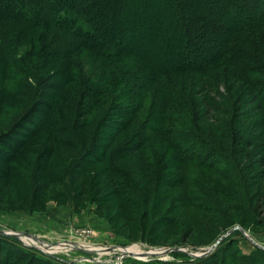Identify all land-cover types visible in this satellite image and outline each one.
<instances>
[{"label": "rangeland", "instance_id": "obj_1", "mask_svg": "<svg viewBox=\"0 0 264 264\" xmlns=\"http://www.w3.org/2000/svg\"><path fill=\"white\" fill-rule=\"evenodd\" d=\"M136 1L101 0L99 17L106 22L110 17L108 12L121 8L120 14L124 17L140 22L145 15L154 17L156 13L154 20L161 31L153 36L149 31L139 40L145 46L152 45L154 54L144 53L152 64L159 62L162 67L183 68L177 69L179 75L174 78L168 74L164 79L168 80L171 92L175 94L177 90L176 95L180 94L181 99L175 100L163 85L148 81L149 92L144 96L149 87L145 88L130 102L143 105L142 111L131 117L128 122L132 124L120 134L113 147L129 140L146 118H150L146 124L150 125L155 117L166 115L163 126L151 130L153 134L145 148L126 156L116 169L120 174L117 181L109 180L108 172L104 177L103 172L104 179L98 175L95 184L99 181L100 184H94L91 189L84 180L76 183L77 180L71 179L74 170L69 164L64 175L54 171L47 174L46 180L42 174L33 173L35 164L24 166L27 152L33 163L40 160V168L44 167V151L52 143L45 141L41 145L46 136L43 133L28 141V147L17 151L18 145L24 143L18 123L24 124V117L29 113L36 119V110H43L38 90L44 83L52 85L59 79L54 71L58 72L63 62L54 58L52 49L76 39L73 31L47 30L26 23L16 28L0 24V41L7 42L16 33L14 52L18 50L16 61L6 65L0 59V264H264V113L250 94L253 90L260 92L264 100V59L244 63L249 66L248 71L250 68L248 83L231 89V104L218 98L221 106L208 108L205 97L213 96L208 86L185 69L190 53L187 59L173 55L185 38L176 7L170 0H156L158 5L165 2L164 12H155V8L149 7L146 13L136 8ZM165 12L168 16H164ZM165 17L170 20L166 21ZM231 19L226 17L228 26L232 25ZM142 35L144 31L139 33ZM241 46L253 53L248 46ZM190 48H193L191 43ZM193 50L191 52L199 49ZM64 68L69 76L76 77L71 84L77 85L70 87L79 92L77 96L64 99L65 105L77 106L73 107L74 111L71 108L63 114L70 119L76 118L78 103L86 93L87 83L86 87L79 86L82 81L104 86L109 81L100 80L103 75L105 79L120 74L119 78L125 76V80H129L137 68L141 71L137 81L153 78L146 65L130 55L107 59L86 47L73 52ZM224 68L221 65L218 70L224 71ZM231 70L236 71L234 64ZM237 71L240 70L237 68ZM28 91L33 93L26 96ZM110 99H113L111 104L105 102L98 113L91 114L95 121L99 122L110 107L117 106L114 105L116 95ZM184 100L190 102L183 103ZM128 105L123 103L121 107L126 109ZM224 109L229 113L225 114ZM58 110L55 108L53 112L51 120L54 122L55 116L60 114ZM203 116L208 118V126H200L197 131L219 147L213 144L209 165L190 160L172 147V138L177 135L174 132L192 127L193 119ZM201 119L204 124L205 119ZM63 123L65 130L72 133L71 125ZM59 136L55 135L56 141ZM60 150L65 154L64 149ZM141 157L144 163H140ZM135 164H143V168L134 170ZM63 165L52 158L49 166L52 170ZM123 180L127 187L121 184ZM235 227L238 228L227 234ZM222 236H225L222 242L207 256L194 257L206 253ZM73 242L89 244L90 250L97 251L86 253L72 248L75 247ZM106 246L111 248L112 257L108 255L111 251L104 250ZM125 252L130 256L117 260V255Z\"/></svg>", "mask_w": 264, "mask_h": 264}, {"label": "trees", "instance_id": "obj_2", "mask_svg": "<svg viewBox=\"0 0 264 264\" xmlns=\"http://www.w3.org/2000/svg\"><path fill=\"white\" fill-rule=\"evenodd\" d=\"M170 1L176 7L177 19L184 29H182V35L185 37L180 49L179 46L176 48L180 51L176 50L173 55L187 59V55L190 53V57L186 61L187 68L185 69L194 73L199 78V81L204 83V86L206 85L205 87L208 86L207 90L213 95L212 98L211 96L205 97L208 108L209 106L212 108L214 106L215 109H218L217 106H221V103L218 102L219 99L220 101H230L227 104H231V89L248 83L247 75L250 73V68L248 71L249 66L246 67L244 63H247L246 61L253 62L255 59L260 61H262L261 58L264 59V0ZM157 2L156 0H137L136 8L146 12V9L150 7L155 8V12L163 13V7L166 9L165 2L163 1L159 5V2ZM100 3L101 0H0V24H10L16 28L18 26L22 27L26 23L30 26L43 27L47 30L53 28L58 31L70 30L73 31V35L76 37V39L57 45L52 49L55 52V55L52 53L54 58L63 62V67L58 72L54 71L59 79L52 85L44 83L43 87L38 90L43 110L41 112L36 110V113H38L36 119L32 118L31 113H29L24 117V124L18 123L22 129L20 133L24 134V143L22 142L18 145L19 149L17 148V151L20 152L23 148L28 147L30 145L28 141H32L43 133L46 136L41 145H44L45 141L52 143L44 151V167L40 168V160H37V163H33L27 152L24 153V166L32 167L35 164L33 167H36V169L32 170L33 173L35 171V174H42L46 180L47 174H52L54 171L64 175L69 164V167L74 170L72 173L74 176H71V179L77 180L76 183L84 180L85 185L90 189L94 186L96 177L103 174V172V176L105 172H108L109 180L117 181V177L118 175L120 177V174H118L116 169L122 164L126 156L136 154L145 148L151 140L150 135L153 134H151V130L153 131V129L163 126V122L167 118L166 115L155 117L154 122L150 125H146L150 122V118H146L143 126L136 130L129 140L117 148L113 147L114 142L118 141L120 134L132 124V122L131 124L128 122L131 117L137 116L142 111L143 105H134L130 102L134 101L137 93L144 91L145 88L149 87L143 95L145 96L149 92L151 85L148 81L163 85L165 90L168 89L170 91L166 93L174 97L175 100L180 101L181 99L180 94L176 95L178 93L177 90L173 94L170 90L171 88H169L168 80H164L168 74L173 78L179 75L176 72L181 67H162L163 65L159 62L155 65L152 64L150 57L145 55L147 53L154 54L152 45L147 44L148 46H145L140 41L146 37L149 31L152 36L157 31H161L160 28H157L156 20H154L157 18L156 13H153L155 18L153 16L149 17L150 14H148L143 17L145 18L144 20H139L140 22H138L136 18L124 17L123 13L120 14L121 8H118L114 13L108 12V15H110L109 20L103 22L101 17H99L102 13L100 10L101 6H99ZM165 14L164 16H168L167 12ZM226 17L232 18V25L228 26L226 24ZM165 19L166 21L170 20L167 17ZM137 29L140 30L137 31ZM141 31H144V35L139 36ZM16 38L17 35L15 33L14 38H8L7 42L4 39L0 41V59L6 65L16 61L18 52V50L14 52V47L17 45L14 46ZM200 42L202 43V48H199ZM190 43L193 48L188 49ZM241 45L248 46L250 52L253 53L250 54ZM84 47L98 52L107 59H118L123 55H130L146 65L147 70L151 71L149 76L153 78H147L141 82L137 81L141 73V71L138 72L137 68V71L132 72L133 74L129 80H125V76L124 78H119L120 74L113 76L114 78L107 76L105 79L103 75V79L100 80L105 81V83L106 80L109 81L104 86H98L99 83L91 85L88 81H82L79 86H84L87 83V88L84 90L86 93L82 95L78 103L76 118L72 117L70 119V116H63L71 108L74 111L73 107H77L75 105L72 107V104L65 105L64 99L67 100L69 97L77 96L79 93L74 91V87H70L77 85L75 83L71 84L76 77L71 74L69 76L68 70L64 66L72 59L73 52ZM195 48L199 50L191 52ZM142 49L146 51L142 52ZM233 64L236 67V71L231 70ZM221 65L225 66L224 71L218 70ZM237 68L240 71H237ZM232 82L233 84H231ZM221 87L224 89L223 91ZM27 93L31 94L33 91L31 93L30 91L25 92L26 96ZM114 94L116 95L114 105L116 104L117 106L114 108L110 107L100 118L99 122L95 121L96 119L91 114L93 112L98 113V110L105 106V102L106 105L108 103L111 104L113 99L111 100L110 97ZM250 94L253 101L260 107V111L264 113L263 94L254 92V90ZM86 97L87 101L85 102ZM189 102L190 100L183 101V103ZM123 103L129 104L128 108L121 107ZM191 107L195 110L193 105ZM55 108L59 109L60 114L55 116L56 121L54 122L51 118ZM224 111L225 114L229 113V110L226 111L224 109ZM200 114L201 112L197 116ZM201 118L205 119L204 124L201 123L203 121ZM262 118L264 119V114ZM197 119H200L199 123H197ZM63 120L68 123V127L71 125L72 133H69L67 129L65 130L66 126ZM60 122L63 124H60ZM192 124L193 126H188L190 128H186V130H176L174 132L177 135L172 138V147L176 148L180 153L186 154L190 160L209 165L210 155L214 152V147L218 146L213 143L214 146L210 138L208 139L200 134L199 130L197 131L200 126H203L202 128L208 126V118L204 116L195 117ZM59 134L58 141H56L55 135ZM193 136L196 139L192 138ZM10 146L14 147L13 144ZM55 146L59 149L57 150ZM60 148L65 150V154ZM52 158H54L55 163L62 162V165H66L58 166L56 169L54 167V170H51L49 165ZM140 163H144L142 157L140 158ZM99 166L101 170L98 169ZM134 167V170L140 169V167L143 168V164L141 166L135 164ZM103 176L101 180L104 179ZM123 182L124 180L121 184L127 187L128 184ZM99 184L100 181L95 186ZM35 189H37L36 186ZM120 205L122 206V203Z\"/></svg>", "mask_w": 264, "mask_h": 264}, {"label": "built area", "instance_id": "obj_3", "mask_svg": "<svg viewBox=\"0 0 264 264\" xmlns=\"http://www.w3.org/2000/svg\"><path fill=\"white\" fill-rule=\"evenodd\" d=\"M37 239V238H36ZM24 241H26V240H24ZM40 241V240H39ZM41 242V241H40ZM29 243V242H28ZM69 243H71V242H69ZM30 244V243H29ZM73 244H75V249H82L83 251H85L86 253H89V251H97V250H90L89 248H88V246H90L89 244L87 245V244H79V245H82L83 247H81V246H79V245H77L76 244V242L74 243L73 242ZM31 245H33V244H31ZM30 245V246H31ZM65 245H66V243H65ZM94 249V248H93ZM111 248L110 247H108V246H106L105 247V249L104 250H107V251H111L110 253H108V255H110L111 257H112V255H114L113 253H112V250H110ZM113 249H115V248H113ZM82 251V252H83ZM95 253H97L98 254V252H95ZM50 255H53V254H50ZM125 256H130V253L129 252H125L123 255L122 254H118L117 255V260H120V259H122L123 257H125ZM84 258V257H83ZM74 261V260H73Z\"/></svg>", "mask_w": 264, "mask_h": 264}, {"label": "water", "instance_id": "obj_4", "mask_svg": "<svg viewBox=\"0 0 264 264\" xmlns=\"http://www.w3.org/2000/svg\"><path fill=\"white\" fill-rule=\"evenodd\" d=\"M236 228H238V227H235V228H233V229H231L227 234H230V233H232ZM243 231V230H242ZM244 232V231H243ZM226 234V235H227ZM17 236H19L20 234H16ZM245 235H247V234H245ZM224 237L225 236H222L212 247H210L209 249H208V251H206V253H203L202 255H194V257H201V256H207L221 241H222V239H224ZM169 250H172L171 248H169ZM156 254V253H155Z\"/></svg>", "mask_w": 264, "mask_h": 264}, {"label": "bare ground", "instance_id": "obj_5", "mask_svg": "<svg viewBox=\"0 0 264 264\" xmlns=\"http://www.w3.org/2000/svg\"><path fill=\"white\" fill-rule=\"evenodd\" d=\"M72 248H74V246H72Z\"/></svg>", "mask_w": 264, "mask_h": 264}]
</instances>
